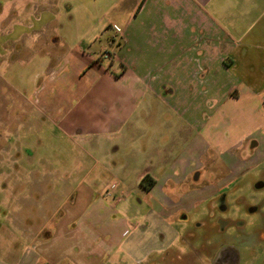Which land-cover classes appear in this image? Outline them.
Instances as JSON below:
<instances>
[{"label":"rangeland","instance_id":"1","mask_svg":"<svg viewBox=\"0 0 264 264\" xmlns=\"http://www.w3.org/2000/svg\"><path fill=\"white\" fill-rule=\"evenodd\" d=\"M77 3L68 1L66 10L60 0L49 3L56 16L45 30L35 22L41 16L31 2L18 15L8 13L0 27L5 30L0 32V264H71L63 255L92 264L96 250L103 251L100 264H213L228 257L224 264H264V166L231 182L212 209L183 211L187 222L172 226L180 240L168 252L144 259L148 246L163 241L165 226L149 216L160 211L159 188L145 191L137 180L145 172L159 179L160 165L170 163L166 153L149 154L147 126L165 120L173 125L176 118L157 120L155 111L167 106L159 97L133 92L134 126L108 122L117 109L101 99L91 74L119 78L128 74L125 67L148 71L144 22H130L141 1ZM38 8L46 9V3ZM64 10L69 13L58 16ZM72 53H83L95 70L90 64L89 76L87 69L78 75ZM174 100L166 98L171 107ZM97 211L96 228L77 225ZM116 218L129 226L113 223ZM64 219L75 221L77 230L50 238L52 222Z\"/></svg>","mask_w":264,"mask_h":264},{"label":"crops","instance_id":"2","mask_svg":"<svg viewBox=\"0 0 264 264\" xmlns=\"http://www.w3.org/2000/svg\"><path fill=\"white\" fill-rule=\"evenodd\" d=\"M53 1L56 0H0V27L8 13L18 15L31 2L37 5L34 8L41 16V21L37 18L35 22L45 30L56 16L54 7L49 6ZM60 1L66 10L68 1H78L80 7L81 1L86 0ZM135 1L141 4L130 22H144L143 48L147 56L143 63L149 66L148 71L139 73L135 68L125 67L128 74L119 78L106 73H93L91 78L97 77L101 99H110L109 109L116 107V117L112 116L108 122L117 128L120 120L127 127L134 126V116L130 117L134 103L131 97H136L133 92L138 97L147 93L161 99L167 107L160 113L155 111L157 120L168 115L176 118L173 125L165 120L161 125L147 126L149 154L170 156L168 165H160L159 179L145 172L137 180L140 186L142 178L149 176L154 181L149 191L159 188L156 206L160 211L149 216L165 226L160 237L163 241L148 246L142 253L148 260L152 255L168 252L180 240V232L174 228L178 222H187L183 211L189 213L197 207L209 210L217 193L246 172L264 166V0ZM40 3L41 6L46 3V9L40 11ZM65 10L58 16L69 13ZM130 43L127 34V44ZM69 57L78 66V75L86 69L89 71L86 76L90 75L87 66L93 67L91 59L83 53H72ZM94 70L95 67L91 71ZM118 82L123 84L122 88ZM166 98H175V106L171 107ZM173 127L176 132L167 144L170 141L167 135ZM164 147L170 150L163 151ZM220 169L224 171L222 174ZM161 191L178 196L180 202L172 203L174 197L167 198ZM208 214L209 211L203 217ZM97 215L99 212L88 221L78 219L77 225L87 223L96 228L100 225ZM73 222L65 219L52 222L54 231L50 238L60 231L65 236L73 234L77 230ZM113 223L129 226L120 218ZM92 252V256L96 255L92 264H100L98 258L103 251ZM62 257L71 264H86L80 257Z\"/></svg>","mask_w":264,"mask_h":264},{"label":"flooded vegetation","instance_id":"3","mask_svg":"<svg viewBox=\"0 0 264 264\" xmlns=\"http://www.w3.org/2000/svg\"><path fill=\"white\" fill-rule=\"evenodd\" d=\"M221 194H224V191H222V192L216 194V196H215L216 198L214 199V204H213V206H212L210 209H212L214 206H216V204L218 203V202L216 203V200H217L218 197L221 196ZM219 201H222V202L225 201V198H224L223 195H222L221 200H219ZM220 209L223 210V211L225 210L223 207H221ZM253 212H254V211H251V213H253ZM207 216H208V215H207ZM207 216H206V218L209 217V216H208V217H207ZM210 216L212 217L213 214H211ZM228 261H231V258H230V257L225 258V259H223V258H216V259L214 260L213 264H221V263L224 264V262H228ZM234 262H235V260H234Z\"/></svg>","mask_w":264,"mask_h":264},{"label":"trees","instance_id":"4","mask_svg":"<svg viewBox=\"0 0 264 264\" xmlns=\"http://www.w3.org/2000/svg\"><path fill=\"white\" fill-rule=\"evenodd\" d=\"M153 185L154 181L149 176H145L140 181V187L145 191H149L153 187Z\"/></svg>","mask_w":264,"mask_h":264}]
</instances>
